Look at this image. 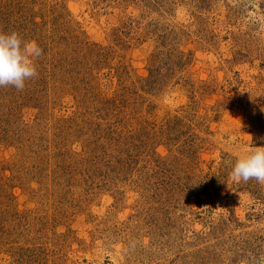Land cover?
<instances>
[{"label":"rangeland","instance_id":"obj_1","mask_svg":"<svg viewBox=\"0 0 264 264\" xmlns=\"http://www.w3.org/2000/svg\"><path fill=\"white\" fill-rule=\"evenodd\" d=\"M43 50L0 87V264H264V0H0Z\"/></svg>","mask_w":264,"mask_h":264},{"label":"clouds","instance_id":"obj_2","mask_svg":"<svg viewBox=\"0 0 264 264\" xmlns=\"http://www.w3.org/2000/svg\"><path fill=\"white\" fill-rule=\"evenodd\" d=\"M42 54L36 41L25 40L16 31H0V87L12 86L22 91L26 82L38 75L36 60ZM260 140L264 142V137ZM231 176L237 181L254 179L264 184V146L251 147L238 157Z\"/></svg>","mask_w":264,"mask_h":264}]
</instances>
